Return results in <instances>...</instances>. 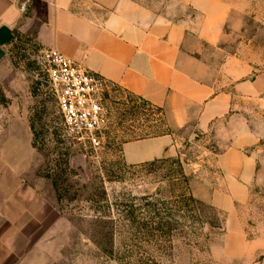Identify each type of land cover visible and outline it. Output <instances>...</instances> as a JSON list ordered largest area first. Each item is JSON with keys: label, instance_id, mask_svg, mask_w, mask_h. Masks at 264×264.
I'll return each mask as SVG.
<instances>
[{"label": "rangeland", "instance_id": "1", "mask_svg": "<svg viewBox=\"0 0 264 264\" xmlns=\"http://www.w3.org/2000/svg\"><path fill=\"white\" fill-rule=\"evenodd\" d=\"M133 1L170 18L189 16L194 28L202 20L174 0ZM224 2L217 50L206 46L204 55L216 63L232 56L248 64L246 79L256 80L259 88L252 94L234 92L228 113L206 130L175 135L174 149L160 157H178L186 183L153 182L146 171L131 174L133 169L116 180L128 165L123 141L154 132L159 118L154 105L123 89L111 90L103 100L109 124L99 146L69 139L47 83L44 49L33 31L16 34L0 64V154H8L0 158V180L10 182L1 173L7 162L22 187L16 193L32 210L40 209L39 221L32 219L25 232L30 246L46 255V264H120L109 254L119 248V239L111 233L108 211H93L91 200L104 192L111 201H128L157 190L165 199L190 193L202 203L194 206L195 213L211 222L195 223L208 239L183 229L157 244L159 264H264V0ZM231 82L224 78L221 90H231L224 89ZM227 150L250 161L247 174L229 175L221 168ZM108 214L117 218L115 210Z\"/></svg>", "mask_w": 264, "mask_h": 264}, {"label": "crops", "instance_id": "2", "mask_svg": "<svg viewBox=\"0 0 264 264\" xmlns=\"http://www.w3.org/2000/svg\"><path fill=\"white\" fill-rule=\"evenodd\" d=\"M174 1L200 15L197 28L189 16L170 18L133 0H0V64L16 34L33 31L42 49H56L161 107L171 133L128 141L122 148L128 164L158 158L174 149L181 130L204 131L228 113L234 92L252 94L259 88L256 80L246 79L248 64L232 56L216 63L204 55L206 46L217 50L228 6L224 0ZM224 78L232 79L224 88L231 90H221ZM249 163L235 150L220 156L229 175L247 174ZM1 173L10 182L0 180V264H46V255L30 246L25 232L41 211L16 193L22 187L14 181L12 165L6 162Z\"/></svg>", "mask_w": 264, "mask_h": 264}, {"label": "trees", "instance_id": "3", "mask_svg": "<svg viewBox=\"0 0 264 264\" xmlns=\"http://www.w3.org/2000/svg\"><path fill=\"white\" fill-rule=\"evenodd\" d=\"M117 89L122 88L111 84V90ZM138 97L143 103H150L142 97ZM155 107L159 113L156 130L150 134L131 137L123 143L171 133L166 125L162 108ZM128 169H133L131 174L146 171L145 175L153 176L152 181L157 183L172 182L175 184L186 183L187 181L182 162L178 157H158L141 163L128 164L123 166L122 173L116 176L118 178L116 180L122 179L123 174L130 171ZM66 170H69L68 166L63 169L64 172ZM58 197H60L59 194ZM196 204L202 205L190 193L187 196L179 195L165 199L157 190L151 194H144L137 199L111 201L103 192V196L99 199L91 200L90 208L96 212L103 211L106 213L108 211L110 213L112 210L116 211L117 218L115 220L108 213L105 214V217L111 224V233L113 236H118L119 239V248L113 252L110 251L109 254L115 256L120 264H159L153 248L161 242H170V238L176 232H181L183 229L192 234L200 232L204 239H208L207 232L203 228L198 231L195 227L196 222L211 225L209 220H204L201 215L195 213L194 206ZM181 218H185L187 224Z\"/></svg>", "mask_w": 264, "mask_h": 264}, {"label": "built area", "instance_id": "4", "mask_svg": "<svg viewBox=\"0 0 264 264\" xmlns=\"http://www.w3.org/2000/svg\"><path fill=\"white\" fill-rule=\"evenodd\" d=\"M44 60L65 135L84 147L99 146L109 124L103 100L111 83L56 49L44 50Z\"/></svg>", "mask_w": 264, "mask_h": 264}]
</instances>
